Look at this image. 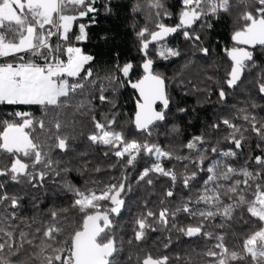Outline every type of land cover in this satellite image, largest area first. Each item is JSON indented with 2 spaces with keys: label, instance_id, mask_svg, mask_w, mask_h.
Listing matches in <instances>:
<instances>
[{
  "label": "snow or ice",
  "instance_id": "snow-or-ice-1",
  "mask_svg": "<svg viewBox=\"0 0 264 264\" xmlns=\"http://www.w3.org/2000/svg\"><path fill=\"white\" fill-rule=\"evenodd\" d=\"M95 3L96 0H0V105H39L43 109L40 119L29 111H15L9 114L12 119L0 121V153L11 157L9 164L0 163V178H4L0 179V264H172V255H157L144 248L135 253L130 251L126 257L122 253L125 244L131 247L134 242L142 243L149 230H156L150 219L167 227L170 218L175 220L179 213H184L192 222L172 223L175 231L185 237L215 241L203 253L209 258L205 264H264V155L254 157V163L259 166L255 170H250L248 161L236 167L228 160L235 159L237 150L249 139L244 135L248 129L242 130L229 119L222 120L231 130L224 140L234 145L235 150L211 147V153L220 158L206 154L209 149L203 147L206 142L203 135L183 145L190 155L166 150L149 139L157 122L166 120L170 104L166 77L154 69L150 45L157 46L156 56L160 59L178 57L180 50L170 47L166 39L182 31L185 40L195 42L199 51L208 55L209 49L202 46L201 33L213 27V18L223 14L231 16L235 11V20L240 26L231 36L234 46L224 49L231 67L222 82L216 81L223 102L228 94L226 89L238 86L249 67L255 66L254 51L250 49L264 47V0H181V8L175 14L178 22L174 25L164 22V18L174 15L164 0H137L132 11H144L148 20L155 21V30L146 25L136 33L144 55L139 65L143 75L135 82L127 80L139 92V98L133 117L126 123L145 135L143 140L129 138L131 133L120 123L119 112L110 110L97 119L92 105L98 92L99 101L110 103L115 109V100H109L105 93L109 89L113 93L118 91L124 83L121 77L129 78L136 67L130 61L117 62L101 77L92 67L95 57L76 46L88 39L89 24L78 22L97 12ZM91 22H95L94 16ZM197 23L199 32L193 28ZM259 92L264 94V82L259 83ZM78 95L81 98L73 103ZM252 107L257 105L253 103ZM240 112L251 132L264 142V120H258L245 109ZM78 116L89 117L93 125L94 131L87 139L93 144L108 146L118 158L127 157L128 166L142 154L155 157V162L140 173V181L152 185L150 173L171 181V187L165 189L160 200L162 207L158 215L151 209L139 214L132 222L133 234L127 241L117 231L121 225L115 221L125 207L124 197L132 191L123 173L118 183L107 184L102 189L81 190L66 184L73 194L71 204L49 208L46 214H41L44 218L34 230L36 217L24 218L17 213L24 197L7 189L9 182L43 187L49 171H53L51 147L62 152L71 149L77 139L76 128L81 123ZM37 127L45 134L44 139L33 136ZM212 128L218 129L219 124H213ZM172 131L179 133L180 129L173 126ZM256 147L261 148V144ZM172 160L188 161L184 164L185 171L178 173L175 165L165 167L163 161ZM189 164L195 170H189ZM199 172H205L206 178L195 194L182 198L183 202L175 209L169 208L166 201L176 195L177 183L191 193ZM35 200L33 197V206L38 208ZM72 210L79 215L78 222L74 218L70 221ZM237 210H241L238 219ZM245 211L250 214L249 219H245ZM216 218L221 223H209ZM252 218L259 227L253 226L242 236L232 231V221L249 225ZM16 220L20 223H13ZM229 231L241 240L231 248L227 243ZM172 243L169 237L163 248L169 249ZM175 259H181L179 254H175ZM189 264L194 262L189 260Z\"/></svg>",
  "mask_w": 264,
  "mask_h": 264
},
{
  "label": "trees",
  "instance_id": "trees-1",
  "mask_svg": "<svg viewBox=\"0 0 264 264\" xmlns=\"http://www.w3.org/2000/svg\"><path fill=\"white\" fill-rule=\"evenodd\" d=\"M136 2L137 0H96L94 6L97 8V12L78 22L89 24L86 29L88 39L76 46L83 48L86 53L95 57L92 67L101 77L117 62L123 64L130 61L136 65L129 78L121 77L124 83L122 87H118V91L113 93L109 89L105 93L109 100H115V109H112L110 103L102 104L98 99V92L92 99V105L96 110L97 119H100L101 113H109L110 110L119 112L120 123L125 125L127 132L131 133L129 138L143 140L146 138L145 135L136 132L131 124L126 123L133 117L136 100L139 98L127 80L135 82L143 75V70L139 65L142 64L144 55L140 51V41L136 33L146 25L151 30H155V21L148 20L144 11L133 12L132 7ZM164 3L168 10L174 14L172 18H164V22L174 25L178 22L175 14L181 8V0H164ZM235 15L234 11L231 16L223 14L218 19L213 18L211 20L213 27L201 33L202 46L209 49L208 55L202 54L195 42L185 40L182 31L172 34L166 39L170 47L180 50L181 55L178 57L168 60L160 59L156 56L157 46L150 45L149 54L155 60L154 69L166 77L171 107L167 110L166 120L157 123L149 139L166 150H173L179 155H190L183 145L193 137L203 135L206 141L203 147L209 149L206 154L209 157L220 158L217 154L211 153V147L217 146L221 150L231 147L235 150L234 145L224 140L231 130L223 125L222 120L229 119L232 123L241 126L242 130L248 129L244 135L249 137L243 148L237 150V157L235 159L228 158L229 162L236 167H241L244 166L245 161H248L250 170H255L259 166L254 163V157L264 155V142H261L251 132L250 125L242 119L243 113L240 110L245 109L248 113L256 116L258 120H264V94L259 92V83L264 82V47L257 46L252 49L255 66L249 67L238 86L226 89L228 94L223 102L220 101L219 85L216 83V81H223L226 72L231 67V61L226 56L224 49L234 46L231 36L240 26L235 20ZM92 16L95 18L93 24H91ZM193 28L199 32V23ZM75 30L78 32V28ZM80 98L79 95L75 97L73 103ZM253 103L257 107L253 108ZM181 108L185 111L180 112ZM15 111H29L35 118H43V109L39 105H0V121L12 119L9 114ZM68 111L71 112V109ZM77 119L81 121L76 128L77 139L72 143L69 151L62 152L51 147L52 141H48L51 147L50 158L53 161V171H49L43 187L32 188L27 183L19 185L8 183L7 189L10 193L24 197L21 207L17 209L18 216L24 218L35 216L36 223L32 226V230H34L44 218L41 214H46L49 208L68 207L71 204L73 194L65 187L66 184H71L81 190L102 189L107 184L118 183L123 173L127 176L125 183L131 185L132 191L124 197L125 207L122 209L121 215L115 217V221L121 225L117 231L127 241L133 234L132 222L139 214L151 209L158 215L159 209L162 207L160 200L163 198L165 189L171 187V181L169 178L155 173H150V178L154 181L152 185H148L146 181H140V173L155 162L154 156L142 154L133 165L128 166L127 157L118 158L108 146L93 144L87 139V136L94 131L89 117L78 116ZM213 124H219V128L213 129ZM173 126L179 127V133L172 131ZM44 135L39 127L33 132V136L40 139H44ZM217 141H219L218 144ZM258 143L261 144V148L256 147ZM10 160V156L0 153V163L9 164ZM163 163L165 167L175 165L176 171L183 173L185 171L184 164H187L188 161L172 160L163 161ZM189 170H195L193 165L189 164ZM57 172L59 175H56ZM204 178H206V173L199 172L197 181L193 182L191 193L178 182L175 189L176 195L168 198L166 205L175 209L183 202L182 198L195 194V189L200 186ZM33 197L36 198L35 203L39 204L38 208L33 206ZM101 203L107 204V202ZM235 215L238 219L241 210H237ZM249 216L250 214L245 211V219H249ZM73 218L77 222L79 221V215L75 210L70 212V221ZM149 222L156 230H149L147 239L142 243L134 242L131 247L125 244L123 257H126L130 251L135 253L140 248H144L157 255H172V264H189V260L194 264H205V261L209 259L204 257L203 253L211 244L215 243L214 240L209 241L204 237H185L171 227L172 223L192 222L184 213H179L175 220L170 218L167 227L152 219ZM13 223H20V220L13 221ZM209 223L219 224L221 220L216 218ZM231 225L232 231L241 236L253 226L259 227L254 218L249 221V225L237 223L235 220L231 222ZM216 231L220 230L216 229ZM232 231L227 233V243L230 248L241 243V240L233 237ZM169 237L173 243L169 249H164L163 244L168 242ZM175 254H179L181 259L176 260Z\"/></svg>",
  "mask_w": 264,
  "mask_h": 264
},
{
  "label": "water",
  "instance_id": "water-1",
  "mask_svg": "<svg viewBox=\"0 0 264 264\" xmlns=\"http://www.w3.org/2000/svg\"><path fill=\"white\" fill-rule=\"evenodd\" d=\"M132 88V87H131ZM133 89V88H132ZM134 91H136L137 92V94H138V96H139V92L136 90V89H133ZM159 107H160V105H159V103L157 104V109L159 110ZM171 107V102H170V104H169V108ZM169 108H168V110H169ZM158 123V122H157Z\"/></svg>",
  "mask_w": 264,
  "mask_h": 264
},
{
  "label": "built area",
  "instance_id": "built-area-1",
  "mask_svg": "<svg viewBox=\"0 0 264 264\" xmlns=\"http://www.w3.org/2000/svg\"><path fill=\"white\" fill-rule=\"evenodd\" d=\"M91 24H93V22H91Z\"/></svg>",
  "mask_w": 264,
  "mask_h": 264
},
{
  "label": "flooded vegetation",
  "instance_id": "flooded-vegetation-1",
  "mask_svg": "<svg viewBox=\"0 0 264 264\" xmlns=\"http://www.w3.org/2000/svg\"><path fill=\"white\" fill-rule=\"evenodd\" d=\"M250 50H252V49H250Z\"/></svg>",
  "mask_w": 264,
  "mask_h": 264
}]
</instances>
